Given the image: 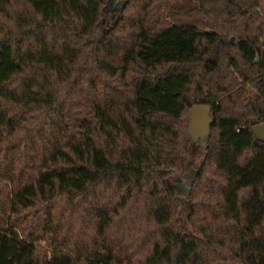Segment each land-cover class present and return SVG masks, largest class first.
<instances>
[{"label":"trees","instance_id":"obj_1","mask_svg":"<svg viewBox=\"0 0 264 264\" xmlns=\"http://www.w3.org/2000/svg\"><path fill=\"white\" fill-rule=\"evenodd\" d=\"M107 4L0 0V264H264V0Z\"/></svg>","mask_w":264,"mask_h":264},{"label":"water","instance_id":"obj_2","mask_svg":"<svg viewBox=\"0 0 264 264\" xmlns=\"http://www.w3.org/2000/svg\"><path fill=\"white\" fill-rule=\"evenodd\" d=\"M119 7L122 6L123 0H116ZM120 9V8H119ZM232 42V39H230ZM212 116L210 107L207 105H192L189 108V136L192 142L198 143L204 141L210 131ZM255 135L264 140V123H259L253 127Z\"/></svg>","mask_w":264,"mask_h":264},{"label":"rangeland","instance_id":"obj_3","mask_svg":"<svg viewBox=\"0 0 264 264\" xmlns=\"http://www.w3.org/2000/svg\"><path fill=\"white\" fill-rule=\"evenodd\" d=\"M119 8L121 7H119V4L116 3V0H108L107 11L109 14H114ZM263 14H264V10H263ZM194 147L197 149L200 148V145H194ZM230 262L232 264H236L235 261L230 260Z\"/></svg>","mask_w":264,"mask_h":264}]
</instances>
